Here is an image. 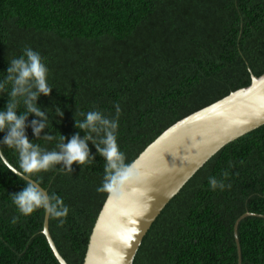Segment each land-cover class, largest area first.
<instances>
[{
	"label": "trees",
	"instance_id": "trees-1",
	"mask_svg": "<svg viewBox=\"0 0 264 264\" xmlns=\"http://www.w3.org/2000/svg\"><path fill=\"white\" fill-rule=\"evenodd\" d=\"M26 48L41 56L52 88L35 102L49 119L38 137L32 122L43 121L25 120L31 143L59 151L63 136L67 143L86 135L78 124L89 112L117 124L123 160L115 169L97 151L106 147L103 131L87 141L88 161L71 171L61 162L26 174L18 152L0 143L14 169L68 209L49 215V233L67 264H84L112 178L170 126L264 75V0H0V81ZM10 90L0 92V111ZM29 184L0 157V264H59L43 234L45 211L24 216L12 202ZM245 214L241 264H264V126L203 165L152 224L133 264H238L234 226Z\"/></svg>",
	"mask_w": 264,
	"mask_h": 264
},
{
	"label": "water",
	"instance_id": "water-1",
	"mask_svg": "<svg viewBox=\"0 0 264 264\" xmlns=\"http://www.w3.org/2000/svg\"><path fill=\"white\" fill-rule=\"evenodd\" d=\"M264 126V75L251 84L185 117L156 138L128 167L111 190L89 238L84 264H133L152 224L185 184L229 143ZM3 163L44 196L47 192L23 176L3 157ZM45 212L43 234L59 264H67L49 233ZM234 226L238 264L241 249Z\"/></svg>",
	"mask_w": 264,
	"mask_h": 264
},
{
	"label": "clouds",
	"instance_id": "clouds-1",
	"mask_svg": "<svg viewBox=\"0 0 264 264\" xmlns=\"http://www.w3.org/2000/svg\"><path fill=\"white\" fill-rule=\"evenodd\" d=\"M47 75L48 69L42 62L41 56L30 48H26L21 57L10 62L6 70L5 79L0 81V92L5 91L6 87L11 85V90L8 93L10 99L6 103L4 110L0 111V132L7 133L0 143L18 152L20 168L26 174L47 171L61 162L65 169L71 171V165L74 162L80 165L88 161L90 156L87 141H94L92 134L96 133L99 135L103 131L104 138L100 142L106 147L98 148L97 151L106 158L108 168H117V162L123 160V154L118 151L115 142L114 133L117 124L115 121H109L104 118L99 112H89L86 114V118L79 122L78 127L86 132L83 138L77 133L65 143L66 138L63 136L62 140L64 142L57 145L59 151H46L39 145L29 141L25 135V120L27 117L34 115L43 121V123L38 125L35 120L32 122L33 134L36 137H38L40 131L49 120L45 111L35 103L40 94L47 96L52 89L47 83ZM21 103L26 109V114L19 113L17 115ZM117 112H119L118 106ZM56 115H62L59 109L56 110ZM44 139L51 141L54 137L46 135ZM93 145L95 146V144ZM126 178V175L113 177L112 183L115 184L118 180ZM210 184L213 189L217 187V182L214 179L210 180ZM105 187L109 190L111 189V185H106ZM219 187L222 189L224 185L220 184ZM12 202L24 216H28L33 211L41 208L53 217H64L68 211L59 198L54 196L44 197L31 184L14 194ZM13 223H15V218Z\"/></svg>",
	"mask_w": 264,
	"mask_h": 264
},
{
	"label": "bare ground",
	"instance_id": "bare-ground-1",
	"mask_svg": "<svg viewBox=\"0 0 264 264\" xmlns=\"http://www.w3.org/2000/svg\"><path fill=\"white\" fill-rule=\"evenodd\" d=\"M210 160V159H209ZM173 199V198H172Z\"/></svg>",
	"mask_w": 264,
	"mask_h": 264
}]
</instances>
